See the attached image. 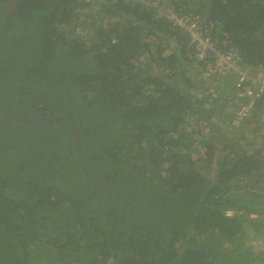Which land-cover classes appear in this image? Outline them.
<instances>
[{"label": "trees", "instance_id": "16d2710c", "mask_svg": "<svg viewBox=\"0 0 264 264\" xmlns=\"http://www.w3.org/2000/svg\"><path fill=\"white\" fill-rule=\"evenodd\" d=\"M245 70H264V0H0V118L77 133L0 125V264H264Z\"/></svg>", "mask_w": 264, "mask_h": 264}, {"label": "built area", "instance_id": "2783aa9c", "mask_svg": "<svg viewBox=\"0 0 264 264\" xmlns=\"http://www.w3.org/2000/svg\"><path fill=\"white\" fill-rule=\"evenodd\" d=\"M170 17H173L178 24L185 26L187 28L193 40L198 41V47H199L198 49L200 51L204 52L205 50L209 48L212 49L213 46H212L211 41L208 38H204L200 34L198 30V26L195 23V21L190 20L189 21L190 23L187 25L185 23L187 18L184 16H181L179 18L175 14L171 13ZM216 60L218 61L220 66H224L223 64L227 63L228 66L231 65L235 67V61L233 59V54L231 52L225 53V54L217 52ZM239 85L240 87L245 88L242 95L253 94V93H256L257 96L261 95L262 93H264V70L256 74L250 73L248 70L242 71L239 77L238 86ZM242 115H244V113Z\"/></svg>", "mask_w": 264, "mask_h": 264}, {"label": "water", "instance_id": "95a60500", "mask_svg": "<svg viewBox=\"0 0 264 264\" xmlns=\"http://www.w3.org/2000/svg\"><path fill=\"white\" fill-rule=\"evenodd\" d=\"M12 119L22 120V121H25V122H28V123H47V122H53V121L63 120L70 127V129L72 130V132L74 133V137L75 138L77 137V133L73 130L72 124L70 123V121L66 117L61 116V115L50 116V117H31V116L19 115V114H8V115L0 118V125L4 124L7 121L12 120ZM79 158L81 159V156H79ZM81 164L83 165L82 162H81ZM96 182L100 186H102L97 180H96Z\"/></svg>", "mask_w": 264, "mask_h": 264}, {"label": "rangeland", "instance_id": "374dc122", "mask_svg": "<svg viewBox=\"0 0 264 264\" xmlns=\"http://www.w3.org/2000/svg\"><path fill=\"white\" fill-rule=\"evenodd\" d=\"M162 7H164V6H162ZM82 19V18H81ZM78 31H79V33L81 34V35H84V36H86V32H89V29H87V30H84L83 29V26H80L79 27V29H78ZM84 36H82V37H84ZM219 67H220V69H224V66H220L219 65ZM219 68H218V70H220ZM221 71V70H220ZM223 73V72H222ZM240 95H242V93H239ZM243 96V95H242ZM243 102H241L239 105L241 106V108H240V110H238L237 111V115L238 116H240V115H242L246 110H247V107L249 106V104L248 105H244V100H242ZM237 211H234V210H228V214L229 215H233L234 213H236ZM242 212V211H241ZM253 216H257L256 214H253ZM258 246H259V248L260 249H263L264 248V240L262 241H258L257 243H256Z\"/></svg>", "mask_w": 264, "mask_h": 264}, {"label": "bare ground", "instance_id": "6f19581e", "mask_svg": "<svg viewBox=\"0 0 264 264\" xmlns=\"http://www.w3.org/2000/svg\"><path fill=\"white\" fill-rule=\"evenodd\" d=\"M200 29V28H199ZM207 36V35H206ZM204 37V36H203ZM213 39V38H212ZM218 45V44H217ZM214 47V46H213ZM219 48V47H218ZM220 50V49H219ZM215 51V50H214ZM212 52V51H211ZM224 52V51H223ZM226 53V52H225Z\"/></svg>", "mask_w": 264, "mask_h": 264}]
</instances>
